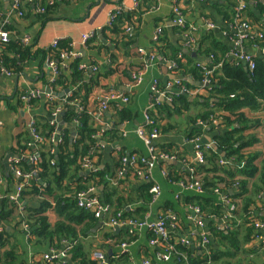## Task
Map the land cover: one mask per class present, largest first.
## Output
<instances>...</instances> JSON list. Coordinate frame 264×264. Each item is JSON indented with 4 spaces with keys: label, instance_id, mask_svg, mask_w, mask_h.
Wrapping results in <instances>:
<instances>
[{
    "label": "crops",
    "instance_id": "obj_1",
    "mask_svg": "<svg viewBox=\"0 0 264 264\" xmlns=\"http://www.w3.org/2000/svg\"><path fill=\"white\" fill-rule=\"evenodd\" d=\"M47 1L54 3V15L40 22L34 14L28 21L21 17L19 18V16L11 12V0H0V30L3 31L4 27H6L8 38L13 41L19 40L22 42V39L28 37V42L24 44L33 45L34 50L46 51L51 47L53 41L68 40L69 43L73 44V47L70 48L79 53L77 58L85 56L86 59L90 60V55L95 56L96 60L94 61L97 64H84L86 65L84 80L89 81L91 78H95L97 68L102 74L99 78V86L94 88L88 96V108L89 106L96 105L97 102H101L105 95L109 93L127 94L129 100L126 108L129 109V112L134 117L129 122L124 121L116 124L118 116L113 114L114 112L111 108L103 110L99 120L95 117L94 124L97 127L96 134H98L95 137L98 142L96 144L97 147L91 149L85 157L82 169L77 171V179L72 178L73 180L66 182L70 188L76 186L74 180L82 182L81 176L88 175L89 172L103 169L108 171V173H112L116 167V162L120 160V156L129 158L132 155L143 157L149 155V146L145 145L136 131L138 128L143 127L145 123L144 113L150 103L151 97L156 94L155 91L163 92L167 96L175 94L178 90L173 85L177 80L189 88L196 89L202 87V82L195 80L192 76L176 73L173 70V62L167 60L157 52V47L153 46V41H155L154 37L158 27L161 28V34L168 41L170 47L173 50L179 48L184 54V57L182 56V63L187 64V60L190 59L189 66L201 68L211 65L210 56L204 52V49L210 45V41L214 43L217 50V52H214L216 56L221 54L222 49H227L226 56L232 66H241L243 69L246 67L242 61L234 58L230 53L234 47V16L238 6L244 5L245 9L240 12L241 18L239 21H246L250 25L251 34L264 33V13L261 12L264 0ZM174 5H177L181 9L184 19L183 27H180L175 21L176 19L172 13ZM116 7L122 8L119 14L123 16L121 25H117L115 28H118L117 31L113 30L108 23L111 12ZM251 12H254L255 18L250 16ZM206 21L213 22L215 27L206 29ZM86 34L92 35L88 41L95 36L94 38L98 39L103 44V47L99 46L93 50H89L87 44L89 45L90 42L82 45V37ZM190 36L194 38L192 48L187 47ZM201 38H204L202 46L198 43V40ZM98 40L92 41V44L97 45ZM242 46V51L252 54L254 59L255 57L262 58L258 48L251 47L248 42H243ZM138 49H141L145 53L144 57L143 54L138 52ZM148 55L153 57V61L144 73L141 83L137 86H132L131 73L142 66ZM87 66H93L95 69ZM216 69L215 67L211 72ZM50 78L51 73L45 66V60L43 61L42 56L38 54H34L32 59L23 62L19 72L6 75L5 72L0 71V210L5 204L9 205L10 200L8 196L15 192L17 185L29 180H26L27 175H31L30 178L32 179L30 180H35L41 186L45 185L38 175L36 165L29 161V156L38 153L39 147L43 145L40 144L41 142H34L33 145H28V142L32 140L30 134L32 122H34V125L38 129H41L47 122L53 126L55 135L53 143L55 144L61 141V129L63 133H67L71 138H74L76 135L77 122L75 120L64 121L61 117V99L57 100L56 102L58 103L55 102L54 104L43 96L33 99L29 104H25L19 99V95L29 89L38 88L46 90L48 88L46 81L50 80ZM153 88L156 90L153 91ZM66 90L59 91L56 95L61 97L68 92ZM199 95L203 98H199L200 96L198 97V95L197 97L185 96L189 102L194 103L187 110H183L181 114H175L169 120H166L171 126L169 131L159 133L158 137L151 142V146L155 148L156 153L164 151L173 152L172 154L176 156L175 162L169 164L160 162L159 160L154 163L150 170H147L145 165L138 164L133 169V172H125V176L120 182L123 183L122 185L113 186L115 187L113 198H124L125 200H122L123 212L128 211L134 214L138 207L137 199H135L137 190L143 185L157 183L161 188V193L156 201H148L144 217L149 222L156 221L159 215L162 214V208H159V203L168 199L177 201L183 207V214L185 216L179 217L180 221L177 226L175 224V229L173 227L169 229V232L172 233L171 237L174 239L184 240L191 256L196 257L200 255L202 249H207L199 239V237L201 238L202 235H205L208 240L207 242H209L213 249L225 251L226 256L222 262L228 259L229 264H247L245 261L240 262L239 260L245 254H248V257L252 258L256 264H264V226H255V222L262 223L264 221V188L262 189L261 187L262 191L258 194L249 196L248 219L254 222L252 225L253 235H249L250 240L244 244L242 250H238L235 253L232 248H229L231 246L228 243L222 245L218 237L212 236L208 232L205 228L207 219L200 216L198 210L197 212L193 211L196 207H192L193 205L187 206L180 197H176L177 188L165 181L162 171L167 172L168 165H173L178 169L179 173L182 172L183 175H188L190 173H188L183 161L195 160L196 149L194 143L187 142L185 138L186 132L192 125L191 122L188 123L187 117L201 114L206 110H211L216 117L222 112L220 106L217 105L219 99L215 94L209 96L208 100H204V97L208 95L206 90H202ZM52 101L54 102L55 99L53 98ZM165 102L170 104L171 99L169 102ZM206 102L207 105L202 104ZM260 106L257 110L243 108L241 111L248 118L259 121V124L251 129L254 134L253 136L256 137L255 142L246 147L244 151L246 155L255 156L254 164L256 166L264 168V109L262 105ZM166 121L163 123H166ZM51 122L53 123L51 124ZM219 122L220 119L217 118L206 121L197 118V123L191 126V128L196 126L195 128H198L200 132L199 136H197V144L200 148L212 147L211 145L215 144L214 138L217 135L232 130L231 128L223 127ZM114 128L116 129L114 135L117 136L115 139H113L114 135H107V132L110 133L111 129ZM143 129L148 133L144 127ZM37 132L39 134V131ZM103 133H105V136ZM102 135L104 139L101 138ZM39 136L41 135L39 134ZM27 137L28 141L26 145L28 147L23 149L22 146L25 145L24 141ZM42 139L44 138L42 137ZM215 147V150H217L216 144ZM219 152L220 150L218 154ZM224 156L220 157L224 158ZM223 162L224 165L228 163L227 161ZM194 163L196 162L194 161ZM132 164L134 163H124L125 166ZM240 166L242 167V164ZM35 169L36 171H34ZM128 170L131 169L128 168ZM257 177L258 174L248 181L250 189ZM110 185V182L107 185L93 184L87 187V189L92 188L94 196L103 201L106 191L111 188L109 187ZM238 193L239 188L237 185H232L219 195L224 206L227 209L230 208V214L236 211L241 204V201L236 199ZM128 197H131V200H128ZM116 203L117 201H114V208ZM47 213L51 218L54 217L51 210ZM106 214L97 218V227L92 228L90 232L85 234L86 236L84 235V238L89 239L92 244L91 250L94 248L92 252L90 250L91 260L93 259L92 253L94 251L102 253L105 260L107 258L106 264H108L109 258L123 253H125L124 259L112 262V264H116V262L119 264H142L143 259L152 258L154 248L147 239V227L136 228L138 229V233L136 232L137 238L135 236L132 240H128L127 235H122L124 237L123 241L127 242L126 250L123 252L121 246L113 244L115 242L114 239L110 241V238H105L104 232L111 231L113 236H116L132 231L129 227L125 226H110L108 221L111 217ZM191 217H194L193 220ZM196 217L205 219L206 223H202V226H199ZM212 219L218 229H225L223 232H227L229 220L226 216L212 217ZM249 226L251 225L249 224L245 227L244 221L237 219L235 225L239 231L237 236L241 238ZM12 227H14V222L9 225L0 218V232L6 228L11 233L14 229ZM14 237L19 247L27 252L29 263L33 258L39 260L42 252L35 253L31 250L27 241L26 230L22 229L21 226L16 228L14 230ZM64 241L67 240L63 239L61 241V247ZM95 261L98 262V260ZM64 263L78 264L76 261L71 260L70 255L65 259Z\"/></svg>",
    "mask_w": 264,
    "mask_h": 264
},
{
    "label": "trees",
    "instance_id": "obj_2",
    "mask_svg": "<svg viewBox=\"0 0 264 264\" xmlns=\"http://www.w3.org/2000/svg\"><path fill=\"white\" fill-rule=\"evenodd\" d=\"M41 5L44 10L35 13L31 3L21 0L19 8L22 14L20 17L28 21L34 14L40 22L51 18L54 15V3L42 0ZM261 12L264 13V6L261 7ZM253 14L254 12H251L250 16L255 18ZM122 21V14H117L110 21L109 26L114 30L117 25H121ZM4 28L3 30L6 31L7 28ZM117 30L118 28L115 29V31ZM262 36V38H258L252 35L244 41L248 42L251 47L258 48L261 52L262 58L255 57L256 66L252 71L248 69L244 71L241 66H232L226 56L227 49H222L221 54L216 56L214 52H217V50L212 41L204 49V52L211 56V65H207L205 68L189 66L190 59L187 60V64L182 63L184 54L179 48L173 50L163 34L158 35L157 39L153 41V46L157 47V52L167 60L173 62L175 65L173 70L176 73L190 75L195 80L201 82L206 78L209 79V86L205 89L208 95L204 97V100H208L212 94H215L219 99L217 105L220 106L222 112L217 117L211 110H206L201 114L187 117L188 123L191 122V126H193L197 123V118L202 121L217 118L220 119L219 123L223 127L232 129L214 138L217 150L225 153L224 158H221L218 151L214 148L202 147L200 149L203 162L200 164L193 163V173L183 175L173 165H168V171L164 177L167 183L177 188V193H175L176 197H180L185 205H193L192 207H196L199 215L207 219L205 228L208 232L212 236L218 237L222 245L228 243L231 246L229 248H232L235 253L238 250H242L244 244L250 240L249 235H253L252 225L254 222L248 219L249 196L258 194L264 188V168L262 166H256L254 164L255 156L246 155L244 151L246 147L255 142L256 137L253 136L254 134L251 129L256 127L259 121L248 118L241 111L243 108L257 110L261 107L260 105L264 109V33ZM94 37L86 42H90L91 44H87L89 50H93L99 46L103 47V44ZM97 40L98 44L93 45L92 41ZM203 41L204 38L198 40L200 46H202ZM32 46L30 44H24L19 40L13 41L8 38L7 42L0 45V67L11 73L19 72L21 70V64L32 59L34 54L41 55L43 61L47 57L54 60L58 67V73L53 77V80L48 79L46 81V85L53 92L52 97L55 99L53 102L52 98L51 103L54 104L57 100L59 101L61 99L62 119L64 121L75 120L77 122V129L74 138L69 137L67 133H63L61 129V141L55 144L47 141L53 132V126L49 125L48 122L41 129L35 126L36 131H39L41 137L44 138V141L40 143L43 145L39 147L38 153H36L38 160L36 169H38V175L45 185L41 186L35 180L24 182L21 191V206L18 207L17 204L9 201V205L5 204L0 210V218L2 220L9 225L14 222V227H12L14 229L11 233H9L10 231L7 230L8 227L6 226L7 229L5 228L0 232V264H29L27 252L19 247L14 237V230L20 226L24 229V224L29 229L27 232V241L33 252L41 253L49 247H61V241L64 239L72 245L69 250L72 261H76L78 264H100L93 259L91 260L90 250L92 244L89 239L84 238V235L90 232L92 228L97 227V218L91 212L77 206L76 193L87 190V187L93 184L107 185L110 182L111 185L109 187L111 188L106 191L104 200L102 199L110 206V210L106 215H110L111 218L130 219L139 223L147 220L144 217V213L147 211L148 201H150L151 197L149 192L151 184L143 185L137 190L135 199H137L138 207L134 214L128 211L123 212L122 200H125L124 198H113L115 194V187L113 186L123 184L120 182L124 176L118 177L116 174L117 170L121 167L120 160L116 162V167L112 173L98 169L89 172L88 175L81 176L80 179L83 180L82 182L74 180L76 186L70 188L67 185V181L73 180L72 178L77 179V171L82 169L85 157L91 149L97 147L96 144L98 142L97 138H95L97 127L94 124V119L95 113L100 110L101 102H97L96 105L89 106L88 108L87 99L92 90L99 86V78L102 74L97 68L95 78H91L89 81L84 80L86 68L81 65L97 64L94 61L96 57L93 55H90V60L86 59L85 56L65 60L61 59V52L70 49L68 40H59L55 47H49L46 51L34 50ZM61 62H64L65 65H61ZM217 64L221 66L213 72L207 73V70ZM64 89H67L69 95L67 93L61 97L56 95V93ZM125 96L129 100V96L127 94ZM169 97L171 99L170 104H167L165 101H160L146 111L149 120L152 122L151 124H143L146 131L151 132L153 129H156L159 133L169 131L171 126L166 120H169L175 114H181L183 110H187L194 103L189 102L184 95L177 93L170 94ZM199 98L203 97L200 96ZM127 104L128 101L127 103H121L117 100L107 102L106 108H111L114 112L113 114L118 116L116 124L118 122H129L133 120L134 117L129 112V109L126 108ZM202 104L207 105V102ZM165 121L166 123H163ZM191 126L186 132V140L195 138L200 134L198 128H195L196 126L192 128ZM111 130L110 133L107 132V135H114L116 129ZM103 134L105 136V133ZM104 136L102 135L101 138L104 139ZM115 138H117L116 135H114L113 139ZM27 141L28 137L24 141L25 145L22 146L23 149L28 147L26 145ZM164 153L172 154L173 152L164 151ZM122 157L120 156V159ZM223 161H227L228 163L224 165L222 163ZM240 164H242V167H239ZM131 171L133 172V169H126V173ZM257 174L258 177L253 181L250 189L248 187V181ZM191 177L200 180L202 186L201 192L184 191L175 184L180 179L187 180ZM232 185H237L239 188L236 199H239L241 204L239 203L240 205L238 204L239 207L236 211L230 214V208L227 209L224 206L219 195ZM215 189L218 191V194L214 192ZM127 199L131 200V197ZM114 201H117L115 204L116 209L113 206ZM159 208H162V215L173 213L176 216V226L180 221L178 218L185 216L183 214V207L173 199L162 201L159 203ZM49 210L52 211L53 218L48 215L47 212ZM118 212L121 214L117 217L116 214ZM223 216H226L229 220V228H227L226 233L223 232L225 229H218L212 219V217ZM237 219L244 221L245 227L249 224L251 225L247 229L245 228L246 233L241 238L237 236L239 231L235 227ZM137 230L133 228L132 232L121 233L116 236H113L111 231H106L104 232V236L105 238H110V241L114 239L115 242L113 244H117L120 247L121 244L127 243L123 241L124 237L122 235H127L128 240H132L135 236L137 238ZM146 231L148 232V241L156 238V233L152 229L148 228ZM171 235L172 233L169 232V243L174 245L175 250L171 252L169 259L167 261L156 260L155 253L157 252V247L152 246L154 248L153 256H151L152 258H147L151 264H229L228 259L222 262L226 256L225 251L222 252L213 249L209 242L204 245L207 249H202L200 255L193 257L190 255L187 245L174 239ZM93 250L94 248L91 252ZM124 254H116L115 257L109 258L108 264H112V262L118 260L121 261L124 259ZM105 261H107V258ZM239 261H245L247 264H256L252 258L248 257V254H245ZM49 264L65 263L54 262ZM116 264L119 263L116 262Z\"/></svg>",
    "mask_w": 264,
    "mask_h": 264
},
{
    "label": "built area",
    "instance_id": "obj_3",
    "mask_svg": "<svg viewBox=\"0 0 264 264\" xmlns=\"http://www.w3.org/2000/svg\"><path fill=\"white\" fill-rule=\"evenodd\" d=\"M26 2H29L33 5L34 7V12L35 13H39L42 12L44 10V8L41 5L42 0H25ZM21 0H11V12L14 13L17 16H21L22 12L19 8ZM245 9L244 5L242 6H238L236 8L237 12L235 11V16H234V24H235V35H234V47L233 50L230 51L231 56H233L234 58L239 59L240 61H242L246 67L248 68V70L252 71L255 66H256V62L254 60V57L252 54L249 53H245L242 51L243 46L242 43L247 39V37H250L252 34V31L250 30V25L246 22V21H239L240 17V12ZM122 8L121 7H116L115 9H113V12H111V15L109 17V25H110V21L121 12ZM172 13L174 14L175 17V21L178 25H180V27L184 26V19H183V15L181 12V9L177 6L174 5L172 8ZM234 26V25H233ZM205 27L206 29H212L215 27L214 23L211 21H206L205 23ZM161 34V28L158 27V29L156 30V35L154 37V39L156 40L158 35ZM92 35L86 34L83 35L82 37V45H84L88 39L91 37ZM255 36H257L258 38H262V33L259 32L257 33ZM8 41V32H6L5 30L1 31L0 30V45L4 42ZM58 41V40H57ZM57 41H53L51 43V47H55ZM23 43L28 42V37L22 39ZM194 45V38L192 36L189 37V40L187 42V47L192 48ZM70 47H73V44L69 43ZM242 47V48H241ZM138 52L140 54H143V57L145 55V53L141 50L138 49ZM78 52L76 50H72V48H70L68 51H63L60 54V58L65 60V59H71V58H77L78 56ZM211 58V56H210ZM153 61V57L148 55L146 57V59L144 60L142 66L131 73V84L132 86H137L138 84L141 83L142 79H143V75L144 73L147 71L149 65L151 64V62ZM61 65H65L64 62H61ZM173 67L175 66L174 64H172ZM45 66L46 68L50 71L51 73V78L50 80H53V77L58 73V67L57 64L54 60L49 59L48 57L45 59ZM81 66L86 67V65L82 64ZM220 64L214 65L210 70H207V73H211V71L216 67H220ZM90 67V66H87ZM92 69H95V67H90ZM0 71L5 72L6 75H10L11 72L1 68ZM202 86L201 88H189L186 87L184 84L180 83L178 80L175 81L173 87H175V89H177L179 92H183L185 94V96L188 97H195L197 95H199L201 93L202 90H205L204 86H209V79L206 78L202 81ZM156 89L153 88V91H155ZM68 93V92H67ZM155 95L151 97L150 103L146 109L149 110L152 108V106L155 103L160 102L159 98L161 96L165 97L166 101H170V97L167 96L165 93L163 92H159V91H155ZM53 92L51 91L50 88H47L46 90H41L38 88L35 89H29L26 92H23L19 95V99L21 102L25 103V104H29L31 102V100L38 98L39 96H43L45 98H47V100H51ZM179 94V93H177ZM69 95V94H68ZM112 100H117L120 101L121 103H127L128 99L125 95L120 94V93H109L107 95H105L104 99L101 101L100 103V110L99 112L95 113V117L96 119H100L101 117V112L103 110L106 109V104L109 101ZM144 113V119H145V123L151 124L152 122L149 120L147 113ZM53 122H51L52 124ZM33 124V125H32ZM31 124V138L32 140L30 142H28V145H33L34 142H43L44 139H42L41 136H39L38 132L35 129V125L34 122H32ZM103 129V128H102ZM137 134L139 135V137L141 138V140L145 143L146 146H149V155L147 157H143V156H136V155H132L129 158L126 157H122L120 159L121 161V167L117 170V176L118 177H122L125 176V172L126 169L130 168V169H135L137 167L138 164H142L145 165L147 170H150L154 163L159 161V160H163V161H169V160H175V155L174 154H167L164 152L161 153H156L155 152V148L153 146H151V142L156 139L159 135V132L156 129H153L151 132L146 133L143 129V127L138 128L137 129ZM98 134H95V137H97ZM50 142L55 141V135L54 132H52L49 140ZM190 141L191 143H194V147L196 149L195 151V162L200 164L203 162L202 159V152L201 149L199 147V145L197 144V137L192 138L190 140H187V142ZM29 161L33 164L36 165L37 163V156L36 154H31L29 156ZM194 161H183L188 173H193L194 171ZM126 162H131L134 163L130 166H125L124 163ZM224 163V162H222ZM241 167V166H240ZM36 171V169L34 170ZM163 175H166L165 171H162ZM26 180H30L32 178L31 175H27L26 176ZM27 182V181H25ZM111 182L113 183V181L111 180ZM175 184L177 186H179V188L181 190L184 191H193L196 193H199L202 191V186H201V182L198 178H194L191 177L187 180H178L177 182H175ZM23 188V183H19L15 189V192L10 194L8 196V199L12 202H14L15 204H17L18 206H21V191ZM93 189H87L85 191H79L76 193V204L77 206H79L80 208L91 212L96 218H100L102 217L104 214L108 213L110 210V206L108 203L100 201L96 196H94V194L92 193ZM149 192H150V201L154 202L157 200V198L159 197L160 193H161V188L157 183H152L150 188H149ZM214 192H216L218 194V191L215 189ZM198 209L194 208L193 211L197 212ZM121 213L118 212L116 214V216L118 217ZM192 220L194 217H191ZM176 222V216L173 213H166L164 215H159L158 219L156 221L153 222H149L147 220H144L142 222L136 223L133 220L130 219H120V218H110L108 221V224L110 226H125V227H129L131 229V231L133 230V228H143V227H147L149 229H152L155 233H156V238L151 239L149 241V243L154 246L157 247V252L155 253V259L158 261H167L170 257L171 252H173L175 250L174 245L169 243V237H168V233H169V229L173 228ZM197 224H199V226H202V222L198 221ZM255 226H264V221L261 222H255ZM23 228L27 231H29V229L27 228V225L24 224ZM200 241L202 243V245H205L207 243V237L205 235H202L200 238ZM179 242L181 243H185L184 240H179ZM71 244L68 243L67 241H64L63 246L61 248H54V247H50L49 249H47L46 251L42 252L40 254V258L39 260L36 259H31L29 264H49V263H54V262H58V263H64L65 259L69 256V250L71 248ZM121 248L123 249V252L126 250V244H121L120 245ZM93 255V259L94 260H98V263L100 264H105L106 261L103 257V254L100 252H95L92 253ZM142 264H151L150 260L145 258L142 261Z\"/></svg>",
    "mask_w": 264,
    "mask_h": 264
},
{
    "label": "water",
    "instance_id": "obj_4",
    "mask_svg": "<svg viewBox=\"0 0 264 264\" xmlns=\"http://www.w3.org/2000/svg\"><path fill=\"white\" fill-rule=\"evenodd\" d=\"M244 70L247 71V68L244 67ZM202 87H203V86H202ZM204 88L207 89L208 86H204ZM66 91H67V90H66ZM66 91H65V92H66ZM176 92L179 93V94H181V95H184V96H185V94H184L183 92H179V91H176ZM61 94H62V93H61ZM159 101H166V99H165V97L161 96V97L159 98ZM49 117H51V116H49ZM211 146H212V148L216 149L215 144H212ZM219 155L223 157V156H224V152L220 151V152H219ZM160 162H166V163L172 164V163L175 162V161H174V160H169V161H163V160H160ZM196 219H197L198 221L202 222V223H206V220H205V219H202L201 217H196Z\"/></svg>",
    "mask_w": 264,
    "mask_h": 264
},
{
    "label": "clouds",
    "instance_id": "obj_5",
    "mask_svg": "<svg viewBox=\"0 0 264 264\" xmlns=\"http://www.w3.org/2000/svg\"><path fill=\"white\" fill-rule=\"evenodd\" d=\"M247 68V67H246ZM248 69V68H247ZM206 89V88H205ZM216 193V192H215Z\"/></svg>",
    "mask_w": 264,
    "mask_h": 264
}]
</instances>
